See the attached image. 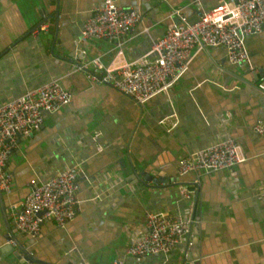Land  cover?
<instances>
[{
	"label": "crops",
	"instance_id": "1",
	"mask_svg": "<svg viewBox=\"0 0 264 264\" xmlns=\"http://www.w3.org/2000/svg\"><path fill=\"white\" fill-rule=\"evenodd\" d=\"M198 1L116 0L142 15L123 38L125 58L133 62L150 50L164 34L171 8L194 21L199 10L217 3ZM100 4L0 0V103L52 78L71 95L39 130L18 138L7 163L12 191L4 194L5 203L22 201L36 175L67 166L79 171V210L72 220L59 226L47 219L34 238L16 232L38 262L3 248L0 216V264H112L129 236L144 227L146 211L182 214L192 220L191 228L168 255L129 257L133 264H264V139L253 131L257 119L264 121V95L256 87L264 83V29L246 38L249 64L230 63L222 46L199 50L167 93L140 105L87 76L91 59L108 63L114 54L113 42H78ZM39 24L46 29L35 31ZM78 62L86 67L76 69ZM235 74L254 81H239ZM226 135L241 145L244 162L178 173L180 156ZM157 175L164 181L148 180ZM181 187L193 190V197L181 198Z\"/></svg>",
	"mask_w": 264,
	"mask_h": 264
},
{
	"label": "built area",
	"instance_id": "2",
	"mask_svg": "<svg viewBox=\"0 0 264 264\" xmlns=\"http://www.w3.org/2000/svg\"><path fill=\"white\" fill-rule=\"evenodd\" d=\"M197 3L200 2L197 0ZM141 20L142 15L136 9L120 6L116 0H101L83 24L78 42L89 38L113 42L112 59L108 63L99 57L91 59L92 71L87 76L93 82L110 83L114 89L143 105L157 94L167 93L186 73L199 50L222 46L230 63L249 64L246 38L264 29V0H217L212 8L199 10L194 21H189L180 9L171 8L164 34L152 42L146 54L131 62L124 56L123 38ZM46 27L40 25L35 31ZM75 67L82 69L86 64L78 62ZM257 89L264 95L263 82L257 84ZM70 99V92L60 80L52 78L0 103V191L3 194L12 191V174L7 163L18 138L39 130L45 117L66 106ZM171 116L176 120L175 113ZM253 131L264 139L262 119L256 120ZM98 135L95 133L94 137ZM245 160L241 145L226 135L180 156L177 170L181 175L214 172ZM78 177V168L67 166L55 174L30 178L24 199L11 202L6 209L15 231L34 238L47 219L59 226L72 220L79 210ZM179 193L183 199L194 195L187 187H181ZM190 228L191 219L182 214L146 211L144 227L129 236L125 248L114 257L112 264H133L129 257L168 255L184 242ZM6 243L17 250L15 241Z\"/></svg>",
	"mask_w": 264,
	"mask_h": 264
},
{
	"label": "water",
	"instance_id": "3",
	"mask_svg": "<svg viewBox=\"0 0 264 264\" xmlns=\"http://www.w3.org/2000/svg\"><path fill=\"white\" fill-rule=\"evenodd\" d=\"M235 77H237L239 81H245L247 83H253L254 80L258 79V74L255 73L253 75L254 80H251L250 78H246V77H243L242 75H237V74H235ZM132 170H133V174H137V172L134 168H132ZM146 171H147L146 173L148 175H150V172L148 170H146ZM157 176L158 177H155V178H151V176H149L150 179H148V180H152L153 182H157V183L164 181L163 180L164 178L162 175H157ZM145 178H147V177H145ZM145 178H142V180H145ZM7 207H8V205L5 203L4 194L2 193V191H0V216H1V220L3 223L4 229H5V233L3 234V237H4L3 248L6 249V251H10V253H13V255L16 256V258L23 256L25 261L38 262L33 257V255L20 243L19 238L16 235V231L13 228L12 220H10V218L8 216V213L6 210ZM191 222H192V220H191ZM8 240H13L16 242V244L18 246L17 250H14L13 247L9 243H6V241H8Z\"/></svg>",
	"mask_w": 264,
	"mask_h": 264
}]
</instances>
